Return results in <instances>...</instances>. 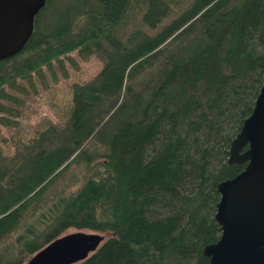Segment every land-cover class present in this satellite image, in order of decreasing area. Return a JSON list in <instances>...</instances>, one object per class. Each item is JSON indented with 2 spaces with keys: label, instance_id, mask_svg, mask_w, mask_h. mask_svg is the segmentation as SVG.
<instances>
[{
  "label": "trees",
  "instance_id": "16d2710c",
  "mask_svg": "<svg viewBox=\"0 0 264 264\" xmlns=\"http://www.w3.org/2000/svg\"><path fill=\"white\" fill-rule=\"evenodd\" d=\"M74 50L102 67L71 84L63 124L0 148V264L70 228L105 233L71 264H209L217 183L245 166L231 140L264 80V0H46L0 60V122L7 88Z\"/></svg>",
  "mask_w": 264,
  "mask_h": 264
},
{
  "label": "water",
  "instance_id": "95a60500",
  "mask_svg": "<svg viewBox=\"0 0 264 264\" xmlns=\"http://www.w3.org/2000/svg\"><path fill=\"white\" fill-rule=\"evenodd\" d=\"M46 0H0V60L19 52ZM246 148L243 149V147ZM228 162H245L217 183L214 218L221 233L203 252L209 264H264V80L251 112L231 140ZM105 233L70 230L50 240L23 264H71L85 259Z\"/></svg>",
  "mask_w": 264,
  "mask_h": 264
},
{
  "label": "rangeland",
  "instance_id": "374dc122",
  "mask_svg": "<svg viewBox=\"0 0 264 264\" xmlns=\"http://www.w3.org/2000/svg\"><path fill=\"white\" fill-rule=\"evenodd\" d=\"M69 55L62 58L63 65L54 61L51 68L43 67L42 75L34 74L32 81L19 79L18 88H7L16 100L12 97L1 100L7 108L3 114L11 121V124L0 122V148L3 154L12 155L15 150L13 139L17 136L23 139L31 137L39 129L41 122L62 125L71 108V84L87 81L102 67V61L95 54L84 59L74 50ZM97 161L99 158L91 165L94 166ZM98 166L102 168L99 163ZM82 173L83 170L78 174L70 172L60 186L75 188V179ZM70 230L74 229H68Z\"/></svg>",
  "mask_w": 264,
  "mask_h": 264
}]
</instances>
